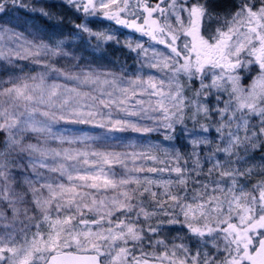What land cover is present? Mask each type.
Segmentation results:
<instances>
[{"label": "snow or ice", "instance_id": "snow-or-ice-1", "mask_svg": "<svg viewBox=\"0 0 264 264\" xmlns=\"http://www.w3.org/2000/svg\"><path fill=\"white\" fill-rule=\"evenodd\" d=\"M62 3L138 67H57L70 44L4 19L55 14L0 0V264H264V0Z\"/></svg>", "mask_w": 264, "mask_h": 264}, {"label": "rangeland", "instance_id": "rangeland-1", "mask_svg": "<svg viewBox=\"0 0 264 264\" xmlns=\"http://www.w3.org/2000/svg\"><path fill=\"white\" fill-rule=\"evenodd\" d=\"M29 0H25L26 3H28ZM48 2V7L49 10L52 11L59 19L62 18H66L67 21L72 22L74 20L75 17H77L76 14H74L72 12L71 9H69L68 7H66L63 3L62 0H42L43 3ZM4 19H8L11 20L14 24H18L19 28L18 30H27V31H34L36 28L32 25L31 20L29 19V17L23 12V10H19L17 12H13L12 14H10L8 17H5ZM89 27L92 28L94 31L97 32H101V33H112L115 36V32L118 30H122L124 35L123 38H127L125 39V41H132L133 43H135L138 39L139 36L136 33H133L130 30L127 29H123V28H119L118 26H115L113 28H111V30L109 29H105V22L104 20H100V19H92L91 23H89ZM43 34V33H42ZM84 37H89V36H84ZM69 51H71L74 56L77 59H64V60H60L59 64L57 65V67H71L72 64H75L77 62L80 63L81 67H93V68H97V69H108V70H112V71H121L113 61L109 60L108 58H104V57H99V56H87L83 51L77 49L76 47L72 46L69 48ZM24 65H26L25 67V71H32L33 73L40 71V68L38 66L32 65L29 62L25 61L22 62ZM138 67L137 64L132 65L129 74H131L136 68ZM8 76V72L5 71V66L4 65H0V79H6ZM69 129L72 128H83L87 131L93 132V133H100L102 134V130L100 129H94V128H89L88 126H68ZM117 135H121L127 138V140H131L134 142H138L141 143L143 140V137H138L136 134L134 133H122V134H117ZM261 155H264V152L261 151H257L255 153L256 156V162L259 163L260 162V157ZM256 177H253V180H255ZM176 232H172L171 235H176Z\"/></svg>", "mask_w": 264, "mask_h": 264}, {"label": "trees", "instance_id": "trees-1", "mask_svg": "<svg viewBox=\"0 0 264 264\" xmlns=\"http://www.w3.org/2000/svg\"><path fill=\"white\" fill-rule=\"evenodd\" d=\"M49 1V0H48ZM34 0H29L27 4L31 5ZM48 10V2L46 1ZM23 10V9H22ZM25 13V11L23 10ZM29 19L32 22V25L41 31V33L53 37H62L67 44H70L77 49L83 51L87 56H99L108 58L113 61L115 65L123 71H130L132 65L136 63L135 53L129 51V49L125 46V39L123 38V31L118 30L115 32V38L119 40V43L116 42V39L112 41H104V40H96L91 37L81 38L80 34H77L72 28V22H80L77 20V17L74 18L72 22L67 21L66 18L61 19L54 16L51 21H46L44 18L39 16H33L31 14H27ZM105 22V29L111 30L114 27L108 21ZM134 44V43H133ZM141 143H166L163 141V137L157 134H151L149 136L143 137ZM177 147H179V142H177ZM163 158V157H162Z\"/></svg>", "mask_w": 264, "mask_h": 264}, {"label": "flooded vegetation", "instance_id": "flooded-vegetation-1", "mask_svg": "<svg viewBox=\"0 0 264 264\" xmlns=\"http://www.w3.org/2000/svg\"><path fill=\"white\" fill-rule=\"evenodd\" d=\"M217 3L221 6V7H225L230 3V0H217ZM131 31V30H130Z\"/></svg>", "mask_w": 264, "mask_h": 264}]
</instances>
